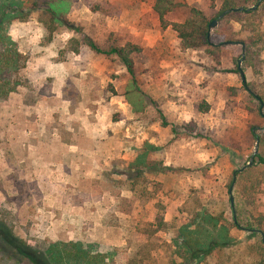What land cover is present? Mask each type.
<instances>
[{"label": "rangeland", "instance_id": "obj_1", "mask_svg": "<svg viewBox=\"0 0 264 264\" xmlns=\"http://www.w3.org/2000/svg\"><path fill=\"white\" fill-rule=\"evenodd\" d=\"M96 1L108 16L90 13ZM36 2L57 12L52 36L38 21ZM151 2L0 0L5 32L28 59L22 85L0 100V264H60L44 252L67 243L106 264H170L180 262L182 229L203 210L228 222L236 211L243 218L264 212L249 207L235 184L233 208L229 202L232 174L256 146L250 127L259 136L264 127L259 102L234 71L240 46L225 50L218 66L203 48L181 52L171 28L192 8L210 18L219 0H183L165 25L148 11ZM112 3L138 13L120 20L106 6ZM111 32L142 48L134 83L116 59L81 46L85 36L102 44ZM240 68L264 92V66L260 76L242 61ZM232 142L245 147L233 150ZM228 235L225 252L245 259L246 233Z\"/></svg>", "mask_w": 264, "mask_h": 264}, {"label": "trees", "instance_id": "obj_2", "mask_svg": "<svg viewBox=\"0 0 264 264\" xmlns=\"http://www.w3.org/2000/svg\"><path fill=\"white\" fill-rule=\"evenodd\" d=\"M219 2L218 10L210 18L199 10L192 8L190 9V16L185 21L171 25L179 40L180 51L185 52L203 48L207 55L219 66L221 55L225 50L234 45H239L242 54L241 44H243V65L246 70L260 76L263 73L264 66V59H262L264 55V0H219ZM42 4L43 6L38 5L37 2L33 3V8L39 11L38 21L52 36L56 30L57 12L51 5H48V2ZM181 7H184L183 0H153L152 2V11L158 16L163 25L166 24L164 17ZM239 8H242V10L233 11ZM90 10L94 13L98 11L94 4L90 6ZM6 16L0 7V100H6L10 94L22 85L18 77L20 72L26 68L28 61L26 55L18 50L9 34L5 32ZM16 17L19 20H24V17L20 14L16 13ZM213 20H216V26L210 31V40L208 41V26ZM221 24L222 29H219L218 27ZM219 30L220 33H225L226 38L224 40H215ZM81 46L86 47L96 55L116 59L125 69L132 83L136 82L138 60L142 52L139 45L130 41L122 44L119 36L111 32L102 44L96 43L93 39L85 36ZM69 51L77 52V49L74 48ZM234 71L239 73L237 69ZM247 87L251 91V94L248 93L250 97L253 99H255L253 95L258 97L264 107V92L255 89L253 84L247 83ZM247 110L249 113L252 112L249 108ZM257 115L264 120L263 112L261 114L258 111ZM161 126L166 127V122L162 121ZM255 129V126L250 127L251 139L256 143L258 138L257 152L252 159L251 166H247L241 172H238V170L242 167L235 170L228 185L231 186L235 174L234 184L236 188L242 187V191L245 192L241 193L246 194L249 207L254 209L264 206V127L260 136L255 133ZM230 147L233 150H241L245 146H239L237 142H232ZM243 180H245V184L242 185ZM197 216L199 221L195 220L190 226L182 229L181 241L175 242L176 255L180 258V262L173 260L170 264H264V212H257L253 215L249 211L243 218L236 211L231 222H228L222 215L214 216L205 210ZM190 227L193 230H188ZM229 229H237L246 233V238L250 243L247 246L245 259H235L232 251L225 252L230 243ZM214 232L217 233L216 237H213ZM23 252L21 253L23 254ZM44 253L48 259L53 262L58 260L60 264L66 262L106 264L102 255L90 254L88 250L80 247V244H51ZM211 260H214V262H211Z\"/></svg>", "mask_w": 264, "mask_h": 264}, {"label": "crops", "instance_id": "obj_3", "mask_svg": "<svg viewBox=\"0 0 264 264\" xmlns=\"http://www.w3.org/2000/svg\"><path fill=\"white\" fill-rule=\"evenodd\" d=\"M91 1V0H90ZM152 2H153V0H152ZM152 2H151V7H150V9H148V11L149 12H153L152 11ZM94 3V5H95V7L98 9V11L97 12H95V13H99V12H104V14L106 15V16H108L109 15V12H107L104 8H102V5L101 4H99V3H101V2H93ZM135 4H137V5H143V3L142 2H137V3H135ZM93 5V4H92ZM106 6L108 7V9L110 10V11H113V10H116L117 11V13L115 14L116 16H118L117 18H119L120 20H127V19H130L133 15H135L136 13H138L137 12V10L136 9H134V8H130V9H128V8H126V7H122L121 9H119V10H117L116 9V4H114V3H112V4H110V5H108V4H106ZM88 10L90 11V13L91 14H93L94 12H92L91 10H90V8H88ZM154 13V12H153ZM84 73H87V72H84ZM82 152H84V151H82ZM85 153V159H84V162H81V164L83 165V166H81L80 167V174L81 175H85V174H87V172H88V159H87V157H88V152L87 151H85L84 152Z\"/></svg>", "mask_w": 264, "mask_h": 264}, {"label": "water", "instance_id": "obj_4", "mask_svg": "<svg viewBox=\"0 0 264 264\" xmlns=\"http://www.w3.org/2000/svg\"><path fill=\"white\" fill-rule=\"evenodd\" d=\"M261 1V0H260ZM242 8H239V9H236V10H233V11H241ZM216 26V20H213L212 22H210L209 26H208V30L209 32L207 33V40L209 41L210 40V31ZM229 43V42H227ZM241 47H242V54H241V58L238 60V67H237V70L239 72V75H240V78H241V82H242V86L244 87V89L249 93L251 94V91L248 89L247 87V82H246V79H245V76H244V73L242 72L241 68H240V63L244 57V45L241 44ZM254 98L259 102V111L260 113L262 114V108H263V103L260 101V99L258 97H256L255 95H253ZM257 147H258V138L256 139V146H255V149H254V153H253V156L252 158L255 156L256 152H257ZM252 158L250 160V162L242 167L241 169L238 170V172H241L243 171L247 166H251V163H252ZM236 180V176L235 174L233 175V180H232V184L228 190V193H229V202H230V205H231V208H233V197H232V188H233V185H234V182Z\"/></svg>", "mask_w": 264, "mask_h": 264}]
</instances>
